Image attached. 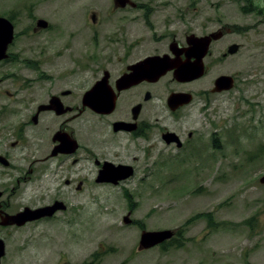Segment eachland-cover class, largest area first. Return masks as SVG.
Here are the masks:
<instances>
[{
  "label": "rangeland",
  "instance_id": "374dc122",
  "mask_svg": "<svg viewBox=\"0 0 264 264\" xmlns=\"http://www.w3.org/2000/svg\"><path fill=\"white\" fill-rule=\"evenodd\" d=\"M133 1L148 10L127 8L130 12L113 15V0H0V16L10 19L17 33L10 49L13 60L0 63V75L28 76L23 60L15 62V53L28 60L35 41L58 35L77 42L92 36L129 37L145 42L153 53L159 38L161 50L168 51L174 37L184 43L186 36L204 38L201 35L221 25H235L236 32L226 40L244 48L217 61L206 77L191 84L179 83L168 73L142 87L151 94L149 101L143 100L151 126L161 121L185 139L192 132L187 149L167 145L150 133L148 142L116 136L121 143L107 151L98 144L100 132L109 128L101 127L102 119L96 128V118L86 114L80 126L82 139L107 160L134 168V174L119 184L97 182L101 167L95 165L94 159L99 158L95 152L92 156L80 151V162L73 164L71 159L61 171L52 164L44 187L33 179L21 180L20 188L12 191L20 172H2L0 186L12 191L5 199L11 212L56 201L66 209L21 227L0 229V238L6 241L1 264H85L95 253V264H264V185L260 183L264 175V12L258 17L249 14L248 6L242 11L240 0ZM254 3L264 11L263 0ZM92 13L100 18L99 25L92 22ZM39 19L49 23V31L34 33ZM223 74L236 77L234 88L203 96ZM99 76L95 70L85 73L86 88L93 87ZM177 91L194 97L181 111L173 112L167 99ZM137 92L138 88L128 92L126 100H136ZM26 173L31 175L28 169ZM68 176L75 179L71 185L64 182ZM205 214L213 218L210 228ZM160 230H173L174 244L138 250L142 232Z\"/></svg>",
  "mask_w": 264,
  "mask_h": 264
},
{
  "label": "flooded vegetation",
  "instance_id": "af4514ba",
  "mask_svg": "<svg viewBox=\"0 0 264 264\" xmlns=\"http://www.w3.org/2000/svg\"><path fill=\"white\" fill-rule=\"evenodd\" d=\"M240 1L242 2V11H245V7L248 6L249 8L246 9L249 14L258 17L263 14L264 11L254 3V1L259 0ZM114 2L115 0H113V15L119 12H130L126 11L127 8L139 11L148 10L142 4L136 3L134 7L129 3L126 7H116ZM93 16L96 18V21L93 22L91 19L92 22L99 25L100 18L97 17L96 13H92L91 18ZM220 21L222 20L220 19ZM233 26L221 25L219 29L201 35L208 37L217 32L221 33V38L217 40L212 38L213 41L210 44L208 54L203 59L205 73L197 80L206 77L212 68H214L217 61H224L236 56L244 48L240 43L227 42L226 38L236 32L234 28L236 29L237 26ZM45 29L49 31V23L46 28H39L36 23L33 31L34 33H40L41 31H45ZM189 37L186 36L184 43L174 37L168 45V51L161 50V38H159L157 41L159 46L156 48V51L150 53L148 48H146L145 42H134L129 37L127 40L121 36H92L88 37L87 41L77 42L75 40L76 38L58 35L42 37L35 41L31 56L28 60L20 58L15 53V62L18 59H22L24 71H29V75L20 76L21 72L18 74H10L8 72L0 75V87L4 89L2 93L0 92V96L7 97V100L2 101V103L0 100V174L10 170H18L20 172L17 179L18 186L16 188L13 187L12 191H17L20 188L22 184L21 180L27 183V181L33 179V181L40 182L38 184L41 187H44L51 165L55 164L58 170L61 171L68 167L71 159L73 164H77L80 162V151L81 155L82 153H90L94 156L93 152L95 151L91 143L86 142L81 137L80 126L87 113L96 118V128L100 127L98 122L101 119L104 121L101 127L109 128L107 129L108 131L104 129L100 132V143L98 144V146L100 145L107 151L113 147L114 143L115 145L121 143V140H118L116 136H124L122 138L123 141L138 140L148 142L150 133H155L160 141L162 138L166 143L164 135L167 132L175 133L179 137L178 142H181V146H178L177 141L171 144L166 143L167 145L176 146L181 150L189 148V140L193 139L192 132L185 139L175 130H169L162 126L161 121H155V124L153 123V126H151L148 115L144 111L143 102V100L149 101L146 99L148 92H143L142 90V87L150 82L143 80L140 84L122 90H119V87L123 85L118 84L121 78L133 72L132 68L134 66L151 56L161 57L170 55L174 57L173 43L177 44L175 47L176 53H180L181 58L186 60L185 50L189 47ZM16 39L17 33L15 27V39L9 46L7 52L9 58L1 61V64L4 62L6 64L10 63L13 60V53L10 49L15 44ZM233 46H238V48L235 53L230 54L229 49ZM109 51H112L113 55H108ZM217 54L219 55L215 57ZM92 70L100 72V76L96 79L94 85L98 83L104 85L108 88L109 95L114 94L116 96L115 110L110 114L93 112L85 105V95L92 87L90 89L86 88L84 75L87 72H92ZM168 73L173 75L174 70H170L166 74ZM221 76L231 77L234 88L236 77L234 75L223 74L212 81L211 91L209 93H203V96L209 97L211 94L223 93L233 89L214 92L216 88L215 82ZM193 82H187L185 84H191ZM9 86H12L11 89L13 90L6 89ZM136 88H138V92L135 95L137 99L126 100L127 93ZM177 93L190 92L177 91ZM106 95H108L107 92ZM138 106L140 108L138 111L136 109V114L134 110ZM182 109L179 108L178 110L181 111ZM116 123H121L118 130L115 127ZM73 146H76V149L74 152H71ZM95 154L99 156V158L96 157L94 159L95 165L98 168L101 167L102 169L106 163H111L115 166H131L130 164L121 162L115 164L107 160L105 155H100L97 152ZM81 160H85V158ZM21 166L23 167L22 171L20 169ZM131 167L133 168V166ZM27 169L31 175H27ZM58 180L61 181V179ZM64 182L66 185H71L75 182V179H71L68 176ZM12 191L7 187L0 186V229H8L9 227L1 224L6 218V215H15L20 212H11L9 208L5 207V199L10 196ZM0 240L3 241L6 248V241L1 238Z\"/></svg>",
  "mask_w": 264,
  "mask_h": 264
},
{
  "label": "water",
  "instance_id": "95a60500",
  "mask_svg": "<svg viewBox=\"0 0 264 264\" xmlns=\"http://www.w3.org/2000/svg\"><path fill=\"white\" fill-rule=\"evenodd\" d=\"M116 7H126L129 3L132 6H136V3L131 0H115ZM93 22L96 18H91ZM47 22L40 19L37 22V27L46 28ZM221 38V33H213L208 37L197 38L191 35L188 38L189 47L185 50L186 60H183L180 53H176V43H173V54L164 56H151L144 61L140 62L132 68L133 72L127 74L121 78L118 84L123 86L119 87V90L129 89L132 86L140 84L143 80H147L150 83L158 82L165 74L174 70V78L180 83H187L195 81L201 78L205 73V67L203 63L204 57L208 54V50L211 42ZM15 39V26L7 18L0 16V62L9 58L8 48ZM238 46H233L229 49V53H235ZM216 88L214 92H222L230 90L233 87V79L231 77L222 76L215 82ZM101 84L94 85L90 91L85 95V105L97 113L110 114L115 110L116 96L109 95L108 88ZM106 92L108 95H106ZM104 94V96H103ZM101 97V98H100ZM147 100L151 99V94L147 93ZM193 101V95L190 93H171L167 99V105L173 112L177 111L180 107L190 104ZM140 107L135 108L138 111ZM121 123H116L115 127L118 130ZM167 144L177 141L178 146H181L179 137L175 133L167 132L164 135ZM73 143L74 141L71 140ZM70 142V143H72ZM76 146H73L71 152H74ZM134 174V170L131 166L118 165L115 166L111 163H106L104 167L99 171L97 182L98 183H111L119 184L120 181L126 180ZM260 183L264 185V175L260 179ZM1 195V194H0ZM66 206L62 202H56L53 205L31 209L25 208L23 211L15 215H6V218L1 223L3 226H24L28 222L39 220L45 217H52L57 211L65 210ZM131 221L128 217L125 218V223L129 224ZM175 236L173 230H160V231H144L141 234L140 242L138 246L139 251L148 250L157 246H160ZM5 244L0 240V264L2 258L5 256Z\"/></svg>",
  "mask_w": 264,
  "mask_h": 264
},
{
  "label": "trees",
  "instance_id": "16d2710c",
  "mask_svg": "<svg viewBox=\"0 0 264 264\" xmlns=\"http://www.w3.org/2000/svg\"><path fill=\"white\" fill-rule=\"evenodd\" d=\"M204 217L206 218V220L209 223L208 224L209 225V228L212 227L213 226V218H212V216L210 214H205ZM166 244H169V246H171L174 243L171 240V241H168L167 243L162 244V246H165ZM178 246H180V245H178ZM97 256H98V253L93 254L92 261L91 262H88V263H85V264H95V260H96Z\"/></svg>",
  "mask_w": 264,
  "mask_h": 264
},
{
  "label": "bare ground",
  "instance_id": "6f19581e",
  "mask_svg": "<svg viewBox=\"0 0 264 264\" xmlns=\"http://www.w3.org/2000/svg\"><path fill=\"white\" fill-rule=\"evenodd\" d=\"M31 181V180H30Z\"/></svg>",
  "mask_w": 264,
  "mask_h": 264
}]
</instances>
